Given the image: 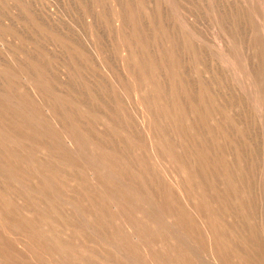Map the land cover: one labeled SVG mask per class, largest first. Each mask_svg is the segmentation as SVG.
<instances>
[{
    "label": "rangeland",
    "instance_id": "rangeland-1",
    "mask_svg": "<svg viewBox=\"0 0 264 264\" xmlns=\"http://www.w3.org/2000/svg\"><path fill=\"white\" fill-rule=\"evenodd\" d=\"M0 264H264V0H0Z\"/></svg>",
    "mask_w": 264,
    "mask_h": 264
}]
</instances>
